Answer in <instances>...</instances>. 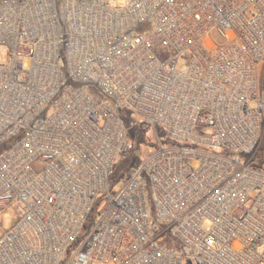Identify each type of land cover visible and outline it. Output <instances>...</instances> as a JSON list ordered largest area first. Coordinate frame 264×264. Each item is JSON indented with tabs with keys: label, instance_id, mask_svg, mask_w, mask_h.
I'll return each instance as SVG.
<instances>
[{
	"label": "built area",
	"instance_id": "1",
	"mask_svg": "<svg viewBox=\"0 0 264 264\" xmlns=\"http://www.w3.org/2000/svg\"><path fill=\"white\" fill-rule=\"evenodd\" d=\"M263 146L264 0H0V264H264Z\"/></svg>",
	"mask_w": 264,
	"mask_h": 264
},
{
	"label": "rangeland",
	"instance_id": "2",
	"mask_svg": "<svg viewBox=\"0 0 264 264\" xmlns=\"http://www.w3.org/2000/svg\"><path fill=\"white\" fill-rule=\"evenodd\" d=\"M211 36L217 44H221L224 41V39L216 32L212 33ZM1 52H2V56H4L6 53L5 48H1ZM122 115H123L124 123L128 128L130 137L133 140H135L137 138V134L141 133V135L143 136V139L140 141V146H139L141 157H138L134 153L126 158H120L118 164L116 165V171L114 175L111 177V183L114 185H118L119 181L126 177V173L130 165L136 164L138 161L142 160L146 155H148L155 149L156 147L155 145L158 141L157 134L159 135L162 141H169L167 137V129L165 126L158 125L156 129L152 127L147 131L141 132L139 128H134L132 125L133 122L138 123L142 119L140 115H137L136 113L127 109L123 110ZM197 132L201 134H205L203 128L201 127H198ZM211 150L222 152V149L220 148H211ZM258 153L259 154L258 156H256V159L254 160L253 163L260 165L264 160V146L259 150ZM103 203L104 200L101 199V197H99L95 208L89 214L88 223L86 224L83 230L81 238L85 235L87 230H89L90 226L92 225L96 217V213L98 212V209L103 205ZM13 218H16V212L14 211V209L9 208L5 210V212L0 215V222L3 228L5 229L9 228L12 224Z\"/></svg>",
	"mask_w": 264,
	"mask_h": 264
},
{
	"label": "trees",
	"instance_id": "3",
	"mask_svg": "<svg viewBox=\"0 0 264 264\" xmlns=\"http://www.w3.org/2000/svg\"><path fill=\"white\" fill-rule=\"evenodd\" d=\"M132 165L129 166V168L131 167Z\"/></svg>",
	"mask_w": 264,
	"mask_h": 264
}]
</instances>
